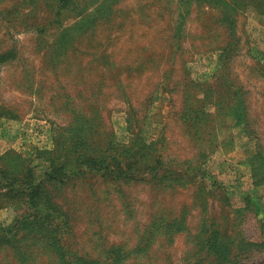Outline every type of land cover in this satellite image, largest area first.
<instances>
[{"label":"rangeland","instance_id":"rangeland-1","mask_svg":"<svg viewBox=\"0 0 264 264\" xmlns=\"http://www.w3.org/2000/svg\"><path fill=\"white\" fill-rule=\"evenodd\" d=\"M56 138L119 174L0 184V264H264V0H0V170Z\"/></svg>","mask_w":264,"mask_h":264},{"label":"trees","instance_id":"trees-1","mask_svg":"<svg viewBox=\"0 0 264 264\" xmlns=\"http://www.w3.org/2000/svg\"><path fill=\"white\" fill-rule=\"evenodd\" d=\"M81 136V135H80ZM78 137L75 141V145L81 144L87 149L88 145L85 143L83 137ZM62 140L59 138L55 139V146L51 150L39 151L38 154H47V157L42 158L45 162V167L42 173V178L37 179L34 166L29 165L26 169V172L22 176L18 175L19 170H16L17 167H11V171L0 170V184L2 187H16L12 189L15 190L16 194L22 193L26 197V203L28 205L34 204V201L39 196L41 189L43 187V181L55 180L58 178L67 177L64 173V166L70 165L69 170L70 174L79 175L85 172H94L102 171V174L116 173L115 170L108 168V165H104V158L96 157L92 155H77L76 157H70L65 160L66 157L62 160L61 153L64 150L62 145ZM82 146V147H83ZM75 150V149H74ZM76 151V150H75ZM15 159H21L22 156L18 153H14ZM65 156V155H64ZM65 160V161H64ZM121 172V169H117Z\"/></svg>","mask_w":264,"mask_h":264}]
</instances>
